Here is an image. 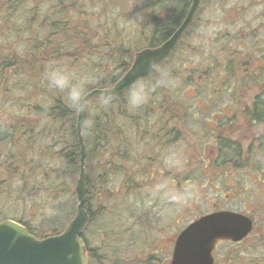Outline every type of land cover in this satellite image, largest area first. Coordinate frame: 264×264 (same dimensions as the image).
<instances>
[{"label":"trees","instance_id":"16d2710c","mask_svg":"<svg viewBox=\"0 0 264 264\" xmlns=\"http://www.w3.org/2000/svg\"><path fill=\"white\" fill-rule=\"evenodd\" d=\"M46 1L49 5L45 12L44 0H0V25L6 26V32H11L22 43L19 53L8 51L0 54V102L16 110V115L11 113L0 120V192L1 188L11 189L8 179L18 178L14 179L17 184L13 186L18 189L24 203L32 204L44 193L45 203L50 206L54 202L62 203L61 199L69 196L75 201L74 188L80 173V144L76 133L77 112L66 105L63 94L48 88L46 71L54 65L68 67L70 64L69 69H72L80 59L87 57L92 65L84 66V71L96 79L89 91L112 87L132 65L134 50L114 29L116 21L105 20L96 26L95 6H91L96 0ZM191 3V0L152 3V28L147 47L159 46L169 39L183 22ZM51 5L52 12L49 13ZM160 12L165 15L161 17ZM100 13L97 15L103 16ZM191 24L184 35L189 33ZM22 34L25 35L22 37ZM184 35L174 53L160 65L171 69L168 85L152 87L159 78L155 71L151 77L138 83L150 89V99L145 106L131 111L127 104L128 90L113 98L108 106H104L100 98L89 103V127L84 126L82 130L88 155L85 201L90 225L87 231L105 211L116 216L120 207L134 210L129 197L142 187L152 188L162 180L167 182L171 179L177 190H185L191 178L184 173L174 175L164 165L156 163L159 150L164 151L173 141L186 139L180 125L188 120L198 121L200 113L209 115L211 106L227 95H238V98L228 99L238 102L243 101L239 96L245 91H259L256 96L240 102L245 116L258 131L245 151L243 138L230 136L226 130L234 123L220 122L219 126L224 129L217 137L219 155L216 161L219 162L216 166L226 165V170L229 164H245L248 160L243 158L245 153L250 159L264 153V48L256 50L255 46L246 45L243 49L240 44L231 48L229 43H225L220 59L215 57L206 68L196 71L192 67L177 66L179 63L174 60V54L184 42ZM4 41L9 43L10 40L5 37ZM185 44L190 45L189 40ZM190 89L196 93L195 99L205 94L208 96L211 103L208 111L201 108L199 101L191 103V99L186 100V92ZM221 103L220 110L224 104L223 101ZM24 106L28 114L38 117L37 121L33 122L30 116L18 115V109ZM186 140L189 145L191 140ZM38 142L41 143L39 153L36 152ZM10 146L13 150L18 148L13 151ZM184 151L190 152L187 148ZM52 214L55 216L48 222L43 220L39 227L30 226L23 220L18 222L43 239L62 232L66 222L75 215L74 210L69 213L57 210ZM147 231H144V236ZM111 232L116 237L110 244L104 243L102 254H99L101 248L90 246L85 237L89 264H135L133 260L155 264L156 255L152 251L147 254L143 249L142 252L148 255L141 253L143 259L138 255L125 257L115 251L119 231L112 228Z\"/></svg>","mask_w":264,"mask_h":264},{"label":"rangeland","instance_id":"374dc122","mask_svg":"<svg viewBox=\"0 0 264 264\" xmlns=\"http://www.w3.org/2000/svg\"><path fill=\"white\" fill-rule=\"evenodd\" d=\"M157 1L160 2V0H96V3L92 2L91 6H95L93 10L96 26L102 25L105 20H114L113 23L116 21L114 29L134 50L135 56L139 49L148 46L152 28L150 23L153 18L151 4ZM201 1L191 29L184 35L181 49L174 54V60L179 63L177 66L192 67L196 71L203 70L211 59L215 57L220 59L224 54L223 45L225 43H229L228 46L231 48L238 47V44L243 49L246 45H251L252 48L255 46L256 50L264 48V0ZM48 5L49 2L44 0L45 12ZM52 7L53 5L50 6L49 13L52 12ZM103 10L107 11L106 14L100 13ZM98 13L103 16H98ZM160 14L161 17L165 15L164 12H160ZM0 28L5 31L4 34L0 32V54L8 51L19 53L22 46L21 39L13 37L9 31L6 32V26L1 24ZM24 35L22 34V37ZM5 37L9 38V43L4 41ZM186 40H189L190 45L185 44ZM14 45L16 46L13 47ZM95 60L97 61L96 58ZM88 65H92L90 60L87 57L82 58L79 64L73 65L71 70L89 75L83 68ZM67 66L71 67L70 64ZM210 70L212 71V69ZM89 76L94 83L96 79ZM186 93V100L191 99V103L197 100L202 109L205 111L210 109L211 103L208 102L206 94L195 99L196 93L192 89ZM258 93L259 91L256 89L255 91H245L243 95L239 96L243 101L238 100V102L228 100L229 98H238V95H227L223 99H219L220 102L211 106L209 115L200 113L198 121L188 120L180 125L186 139L191 140L189 145L187 140L182 138L173 141L164 151L159 150L156 163L163 166L165 155L170 150H175L184 164L182 173L191 178V182L186 184L185 190H177L173 185V180L167 181L173 191L185 197L182 204L178 205L160 199L155 194V187H142L129 197L130 203L134 204V210L129 211L120 207L116 216H111L105 211L92 222L90 230L85 233L90 246L101 248L99 254H102L105 251L102 248L104 243L108 245L116 237V234L110 233V230L116 228L119 231V242L115 251L118 250L125 257L135 258L138 255L143 259L141 253H144L142 250L145 249L147 254L152 251L156 255L155 264H171L174 242L182 228L203 214L229 209L253 216L256 221L255 230L239 244L231 241L220 242L214 251L215 264H264V153L252 156L251 159L245 153L243 158L248 159L245 164L239 166L229 164L230 166H227L226 170V165L224 167L216 166L219 162L216 161L219 155L217 137L219 132L224 129L219 126L220 122L234 123L228 125L229 128L226 130L230 136L243 138L245 151L251 140L256 137L258 128L250 124L240 102H245V99L254 97ZM191 96L193 97L190 98ZM222 101L224 104L220 110ZM18 111L20 112L18 115L21 117L30 116L33 122L38 120L36 115L26 112L25 106ZM11 113L16 115V110L0 102V117H2L0 120ZM198 131L203 133L198 134ZM40 145V142L36 144L38 153ZM17 148L14 147L13 150L11 147L13 151ZM185 148L190 152L185 153ZM1 179L0 175V181ZM14 179L18 178L8 179L7 182L11 185V189L1 188L0 221L12 218L17 221L23 220L30 226L39 227L43 220L50 221V218L55 216L52 212L57 210H60L61 213H69L74 210L73 218L77 215L76 193L75 201L72 196H69L61 199L62 203L60 204L54 202L47 206L46 195L43 193L36 202L26 204L22 196L19 197L18 189L14 187L17 184L14 183ZM46 199H50V197ZM97 204L96 200L95 210ZM69 221L66 222V226ZM126 228H130L128 232H125ZM145 230L148 231L144 236ZM150 244L154 250L151 249ZM147 254L144 253L145 256H148ZM133 262L143 264L135 260Z\"/></svg>","mask_w":264,"mask_h":264},{"label":"water","instance_id":"95a60500","mask_svg":"<svg viewBox=\"0 0 264 264\" xmlns=\"http://www.w3.org/2000/svg\"><path fill=\"white\" fill-rule=\"evenodd\" d=\"M192 2L188 14L169 39L159 46L143 48L136 53L129 70L112 86L115 89L114 98L128 90L134 83L152 76L154 71H148L151 61L156 60L161 65L173 54L201 3L200 0ZM96 89L98 88L90 91L89 103L95 98H100ZM88 116L89 112L87 117L77 113L76 119V133L80 144V173L74 189L79 201L76 217L68 223L62 233L44 239L32 235L26 226L12 219L0 222V264H79L81 254L87 257V247L81 234L87 228L90 219L85 208L87 195L85 164L88 155L82 132L84 128L82 120L87 122ZM252 227V218L240 212L226 210L205 214L181 230L174 242L171 264H214L212 251L217 240L231 239L239 242L252 231Z\"/></svg>","mask_w":264,"mask_h":264},{"label":"clouds","instance_id":"9594fccd","mask_svg":"<svg viewBox=\"0 0 264 264\" xmlns=\"http://www.w3.org/2000/svg\"><path fill=\"white\" fill-rule=\"evenodd\" d=\"M148 71H155L159 78L152 85L153 88L165 87L169 83L171 69L163 68L159 62L153 60L148 65ZM45 81L49 89L54 90L64 95L66 105L76 111L78 114H83L87 117L89 112V96L90 86L93 83L92 78L87 74H79L68 67L61 65H54L50 67L45 73ZM97 95L100 97V102L104 106L112 103L115 89L111 86H104L96 89ZM150 99V89L143 84L134 83L128 89L127 104L131 111L138 110L145 106ZM85 127H89L86 121L82 120ZM164 166L174 174H180L184 171V164L182 158L175 150H170L164 157ZM155 194L162 200L182 204L185 197L180 193L175 192L167 184V182H160L155 186ZM71 259V257H69ZM79 264H87V257L81 254Z\"/></svg>","mask_w":264,"mask_h":264},{"label":"flooded vegetation","instance_id":"af4514ba","mask_svg":"<svg viewBox=\"0 0 264 264\" xmlns=\"http://www.w3.org/2000/svg\"><path fill=\"white\" fill-rule=\"evenodd\" d=\"M172 2V1H171ZM191 2H192V0H191ZM192 4V3H191Z\"/></svg>","mask_w":264,"mask_h":264}]
</instances>
